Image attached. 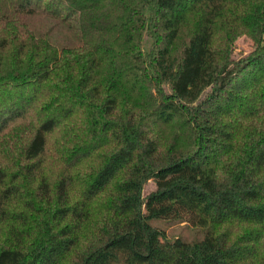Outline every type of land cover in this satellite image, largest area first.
Here are the masks:
<instances>
[{
  "label": "trees",
  "instance_id": "trees-1",
  "mask_svg": "<svg viewBox=\"0 0 264 264\" xmlns=\"http://www.w3.org/2000/svg\"><path fill=\"white\" fill-rule=\"evenodd\" d=\"M0 264H264V0H0Z\"/></svg>",
  "mask_w": 264,
  "mask_h": 264
},
{
  "label": "rangeland",
  "instance_id": "rangeland-1",
  "mask_svg": "<svg viewBox=\"0 0 264 264\" xmlns=\"http://www.w3.org/2000/svg\"><path fill=\"white\" fill-rule=\"evenodd\" d=\"M234 53L235 57L246 56L252 50L251 40L242 35L239 36L234 43ZM154 189L153 183L149 182L144 188V194H148ZM155 226L162 228L167 239L182 238L188 241L199 240L203 236V230H199L191 227L184 222H174V223H156Z\"/></svg>",
  "mask_w": 264,
  "mask_h": 264
}]
</instances>
